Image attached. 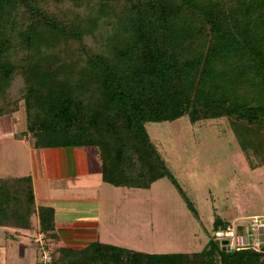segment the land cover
<instances>
[{"label": "trees", "instance_id": "16d2710c", "mask_svg": "<svg viewBox=\"0 0 264 264\" xmlns=\"http://www.w3.org/2000/svg\"><path fill=\"white\" fill-rule=\"evenodd\" d=\"M19 102L32 149L93 148L116 188L166 177L180 191L144 124L183 116L226 119L250 167L264 165V0H0V118ZM0 229L57 242L29 176L0 179ZM47 254L32 264H264V249L213 240L192 253L94 241Z\"/></svg>", "mask_w": 264, "mask_h": 264}, {"label": "rangeland", "instance_id": "374dc122", "mask_svg": "<svg viewBox=\"0 0 264 264\" xmlns=\"http://www.w3.org/2000/svg\"><path fill=\"white\" fill-rule=\"evenodd\" d=\"M144 133L179 192L166 177L142 190L99 182L93 148L84 150L88 153L87 178L48 182V186L96 188L100 243L150 254L192 253L202 250L207 241H224L214 238L213 230L215 223H226L225 229L233 232L237 227L251 231L254 249H264V165L250 167L226 119L190 122L183 116L171 122L146 123ZM29 149L19 102L16 112L0 118V179L31 175ZM250 161L256 162L254 156ZM34 184L37 197L44 184ZM180 193L194 212L187 209ZM76 204L80 209L83 206ZM35 221L32 215L33 226ZM12 232L0 229V264L46 260L48 251L55 248L53 244L46 248L35 229L16 236ZM229 243L228 239L223 245Z\"/></svg>", "mask_w": 264, "mask_h": 264}, {"label": "crops", "instance_id": "0c3cea01", "mask_svg": "<svg viewBox=\"0 0 264 264\" xmlns=\"http://www.w3.org/2000/svg\"><path fill=\"white\" fill-rule=\"evenodd\" d=\"M85 149L87 150V148L33 149L35 151H32L31 148L28 150L32 167L29 177L33 195L34 192L36 193L34 182L42 181L44 184V188L40 189L39 196H34L35 204L48 206L47 203L51 202L59 205L48 206L54 212V228L58 237L57 242L53 244L54 247L79 249L94 241L99 242L98 231L101 225H99L98 202L100 198L96 188L90 186L81 188L48 186V182L52 181L87 178L88 153L84 152ZM94 158L98 161L99 182H104L100 174V162L96 152H94ZM38 160L39 163H37ZM76 203H82V208H78ZM56 212L59 214L62 212V218L57 216ZM88 212H90L88 215L90 218L85 217Z\"/></svg>", "mask_w": 264, "mask_h": 264}, {"label": "built area", "instance_id": "2783aa9c", "mask_svg": "<svg viewBox=\"0 0 264 264\" xmlns=\"http://www.w3.org/2000/svg\"><path fill=\"white\" fill-rule=\"evenodd\" d=\"M250 233L251 231H248L247 229L244 234H236L229 228H226L225 230H222V231H219V230L216 231L214 235L216 236V238L223 239L224 241H226L227 244H228V239H229L230 245L228 246V249L231 250L233 248H242V247H248V246L255 248L253 246L254 243L252 242L253 240L252 236L250 238V235H251Z\"/></svg>", "mask_w": 264, "mask_h": 264}, {"label": "water", "instance_id": "95a60500", "mask_svg": "<svg viewBox=\"0 0 264 264\" xmlns=\"http://www.w3.org/2000/svg\"><path fill=\"white\" fill-rule=\"evenodd\" d=\"M223 244H225V241H222V245H223ZM223 247H224V249H225L226 251H228V247H227V246H224V245H223Z\"/></svg>", "mask_w": 264, "mask_h": 264}]
</instances>
